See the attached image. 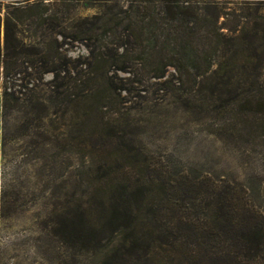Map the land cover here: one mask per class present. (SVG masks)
I'll use <instances>...</instances> for the list:
<instances>
[{"label": "trees", "instance_id": "trees-1", "mask_svg": "<svg viewBox=\"0 0 264 264\" xmlns=\"http://www.w3.org/2000/svg\"><path fill=\"white\" fill-rule=\"evenodd\" d=\"M113 3L106 1L94 16L96 28L101 29L99 41L108 36L112 47L109 51L91 50L86 70L70 76L67 83L68 90L72 89L66 104L71 109L68 125L72 126L66 129L69 136L61 147L73 146L74 128L79 137L90 133L96 140L80 182L83 194L78 198L68 195L63 212L65 229L93 257L80 264H264V210L240 204L229 183L190 166L183 158L174 166L156 160L119 136L114 123L104 125L100 119L96 128H91L94 104L80 94L88 87L93 90L94 103L106 104L117 91L128 90L130 78L117 75L122 72L137 76L132 81L139 84L164 80L184 105L202 107L207 99L196 88L199 77L212 71L229 86L239 60L236 53L242 51L244 60L253 62L245 53L248 46H254L252 38L242 30L236 33L240 20L235 17L229 24L231 13L223 11L218 0ZM35 14L33 5H14L5 15L3 36L0 16L4 154L11 140L29 134L32 128H43L49 115L47 100L30 96L28 104L22 103L8 84L21 57L39 55L42 67L52 68L48 66L51 44L36 48L24 45L20 38V26ZM72 36L76 41L82 38L80 32ZM65 66L67 71L73 68L70 61ZM170 69L173 78L167 77ZM260 102L264 107V98ZM15 109L23 112L24 118L12 132L8 119ZM260 116L264 121V108ZM48 150L42 141L28 156L46 161ZM1 198L4 217V191Z\"/></svg>", "mask_w": 264, "mask_h": 264}, {"label": "rangeland", "instance_id": "rangeland-1", "mask_svg": "<svg viewBox=\"0 0 264 264\" xmlns=\"http://www.w3.org/2000/svg\"><path fill=\"white\" fill-rule=\"evenodd\" d=\"M106 1L114 4V0H0L2 36L7 12L14 5H33L37 14L20 26V38L27 46H53L48 64L52 68H43L39 55L21 57L8 80L22 103L28 104L32 96L47 100L50 107L43 128H32L29 134L11 140L6 154L1 147V196L4 191L6 205L5 216L0 215V264H80L93 259L65 229L63 212L68 195L83 194L80 182L96 140L90 133L79 137L74 128L73 146L61 147V143L72 126L68 125L71 109L66 106L72 91L67 84L70 76L86 70L91 50L112 47L108 36L99 41L101 29L94 19ZM218 1L223 11L231 13L229 24L235 17L240 20L236 33L242 30L252 38L254 46H248L245 53L253 62L247 63L246 55L238 51L229 86L212 71L199 77L196 88L207 99L204 106L184 105L164 80L139 84L132 81L137 76L122 72L117 75L130 78L128 90L117 91L106 104L94 103L88 87L83 86L80 94L94 104L91 128L100 119L104 125L114 123L119 136L156 160L174 166L183 158L190 166L229 183L240 204L264 210V121L260 116L264 108L260 102L264 98V0ZM74 32H80L81 40L72 39ZM68 61L73 67L70 71L65 66ZM173 75L170 69L167 77ZM4 82L1 67V92ZM22 113L17 109L10 113V131L23 120ZM42 141L49 148L46 161L29 157V151Z\"/></svg>", "mask_w": 264, "mask_h": 264}, {"label": "crops", "instance_id": "crops-1", "mask_svg": "<svg viewBox=\"0 0 264 264\" xmlns=\"http://www.w3.org/2000/svg\"><path fill=\"white\" fill-rule=\"evenodd\" d=\"M2 101H3V94L0 90V155H1V147H2V133H3V128H2ZM1 157H0V215H1Z\"/></svg>", "mask_w": 264, "mask_h": 264}]
</instances>
